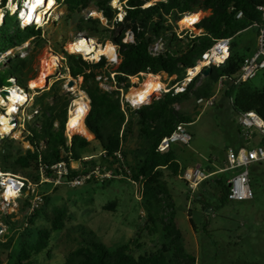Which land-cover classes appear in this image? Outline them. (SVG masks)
<instances>
[{"label":"rangeland","instance_id":"1","mask_svg":"<svg viewBox=\"0 0 264 264\" xmlns=\"http://www.w3.org/2000/svg\"><path fill=\"white\" fill-rule=\"evenodd\" d=\"M113 1H110L112 7ZM149 1L156 0L147 2ZM89 3V7L70 13L65 4H60L55 10L58 21L45 27L44 38L40 34L32 36L26 47H15L13 55L7 61L0 62L1 83L8 84L7 80L14 76L22 85H26L28 81L30 86V82L38 79L45 62L52 54L64 57L66 52L95 62L92 56L85 57L67 49L68 44L76 37H85V31L78 32L74 29L75 24L81 19L97 18L94 13L97 10L92 6V0H89ZM122 4L119 0L115 2L117 9L122 7ZM187 4L190 10L186 13L198 14V21L211 13L210 9H204V0H187ZM90 12L95 16L92 17ZM181 15L184 14L177 9V18ZM176 19L171 18L168 21L172 30L179 27L178 22L181 26H192L183 24V19ZM98 23L100 29L94 34V38H89L100 45L106 42L114 44L112 39L102 43L98 41V38H105L102 31L106 29V21L99 19ZM15 25V16L6 15L1 28L12 32ZM256 30L255 26L250 25L232 37L231 60L241 59V62L244 57L255 51ZM194 32L200 33L201 30ZM111 34L105 33L107 37ZM131 37L130 31L127 30L122 41H130ZM188 38L190 36H183L175 48L166 46V50L174 53L175 50L182 49ZM22 51L27 52L23 58L19 56ZM17 58L23 59V63L13 64ZM110 59L108 57L106 60ZM66 66L67 59L61 60L50 76V85H46L36 96L50 107L54 100H58L60 104L67 102L68 108L72 99H75V95L69 93L66 88L68 80H73L74 85L81 88L82 81H79L78 77H68ZM115 67L116 63L99 67L95 78H98V84L102 83L101 88L107 90L112 99L118 100L115 86H125L126 81L118 80L115 76V85L109 78L108 73L115 70ZM148 74L141 76L137 88L124 91L128 95L137 93L149 79ZM156 75H160L166 86L173 84L172 81L180 76L177 72ZM189 85L182 94L180 93L178 99L170 104L179 115L192 120L183 122L186 132L190 135L189 143H174L168 150L176 156V170L173 167H159V175L150 183L146 182L145 176L133 179L132 176L128 178L123 175L102 182L90 181L73 188L67 185L54 188L48 184L41 185L40 189L49 193L45 195L44 204L38 209L28 228L22 227V210L9 217L4 211H0V225H4L6 229L0 236V264H15L20 249L34 243L41 229L49 230V244L43 251L30 257L32 264H66L71 253L81 244L82 238H92L104 244L110 253L122 245H127L136 257L160 250L171 264H180L184 260L183 255L188 254L194 257V264H264V162H256L249 167L253 198L248 200H221L222 186L218 180L227 186V179L233 173L229 170L204 179L193 194L188 192L185 182L179 178L182 170L188 167H200L207 171L214 170L215 166L225 167V154L229 148L237 149L247 141L250 144L257 142V139L246 137L239 132L238 114L232 108L228 95L231 85L215 79L212 66L204 68ZM257 91H264V69L259 70L245 83L235 85L232 88V97L239 92ZM200 96H214L213 104L202 108L196 104ZM162 97L163 94L154 96L148 104L140 108L146 109ZM134 110L132 107L126 108L119 150L123 163L131 174L141 165L151 141V138L141 131ZM59 123L60 120L56 119L54 127ZM84 138L89 144L82 155H94L86 165L107 163V158L99 154L98 140L88 132ZM10 147L9 150L15 148L16 144ZM76 164H79V161ZM120 172L123 174V171ZM16 173L28 175L32 174V170L28 167ZM58 212L63 213V227L52 230L51 221ZM170 218L180 232L179 240L175 237L176 233L169 229ZM11 220H14V224L9 223Z\"/></svg>","mask_w":264,"mask_h":264},{"label":"trees","instance_id":"2","mask_svg":"<svg viewBox=\"0 0 264 264\" xmlns=\"http://www.w3.org/2000/svg\"><path fill=\"white\" fill-rule=\"evenodd\" d=\"M111 0H92V6L100 11L106 19V29L102 33L105 38H98L99 42L111 40L114 42L117 50L118 63L114 72L118 80L124 79L126 75H133L138 72L152 74H167L173 72L179 73V78L173 80L172 83L179 81L184 75L186 68L194 66L199 59L201 53L207 49L214 39L219 37H233L238 32L244 30L253 23L260 21V14L256 10L259 0H204V9H210L211 13L203 17L196 25L197 29H201L199 34L188 38V42L182 49L175 50L174 53L165 51L163 54L151 56L148 52L150 43L158 38L165 41L166 46L175 48L181 38H178L172 26L168 21L176 19V11L179 9L184 15L176 19L181 20L191 14L189 11L187 0H160L151 3L148 0H119L124 1L123 19H116L117 9L110 5ZM147 5L150 4V5ZM68 12H74L77 9L89 7V0H63ZM145 4V7L142 5ZM230 6L234 10H230ZM242 12L240 18H236L237 11ZM194 13V12H193ZM197 13V12H195ZM98 18L81 19L75 24L74 29L78 32L85 31L86 37H95L94 34L100 29ZM2 26V25H1ZM0 26V50L21 43L31 36H39L40 30L26 27L24 29L15 28L14 31L8 32ZM129 30L133 34V41L123 42L125 32ZM106 32L112 34L108 37ZM114 46V47H115ZM232 47V42H231ZM67 59L68 73L72 78L82 76L81 89L85 91L89 100L90 108L84 118L86 129L91 133L100 145L101 155L106 157L109 162L117 163L118 158L115 153L120 150L124 113L120 110L118 100L111 98L106 90L99 87L95 77L97 69L107 63L106 57L101 56L99 61L90 62L83 59L80 55L69 54L64 52ZM229 58L219 66H213L214 77L219 79L222 77L224 83H230L229 99L232 100L231 105L234 111L239 112H255L264 120V91L254 93L239 92L232 97V88L245 82L234 84L233 76L238 71L241 59L231 60ZM97 60V59H96ZM23 63V59L17 58L13 64ZM112 63H108L110 65ZM11 67V66H10ZM248 81V80H247ZM17 82L19 80L17 79ZM21 84V83H20ZM3 85L0 81V86ZM190 86V85H189ZM187 86L185 89H187ZM184 92V91H183ZM173 91L163 94L160 101H156L152 106L143 109H135L134 112L138 116V123L141 131L151 138L148 145V153L144 157L141 165L131 174L133 179L145 176L146 182H153L159 175L157 169L159 167H173L177 169V161L174 152L166 151L159 153L155 151V147L164 135L169 134L179 122H191L187 118L179 115L170 106L173 101L178 99L180 93ZM36 102L40 104L41 117L40 121L43 126L48 128L49 140L47 142L48 152L44 156V160L48 163L55 162L59 159H65V153L68 151L72 154V159L78 160L83 155L82 152L87 148L89 141L79 135L72 137L71 145H66L64 136V125L67 122V102L60 104L58 100H54L52 106H48L46 102L36 97ZM61 112V114H60ZM58 119L60 123L54 127V121ZM86 129L81 126L71 131H80L86 136ZM16 143L12 140L5 139L2 143L3 152L0 154V167L5 171L16 173L30 168L34 163L36 152L23 153L21 148L16 144L15 148L9 150ZM9 147V148H8ZM109 158L112 160L110 161ZM126 172L123 171V175ZM32 177V174H28ZM218 183L221 188V200L227 201V186ZM45 200V198H44ZM44 204V203H43ZM40 209V208H38ZM38 209L28 219L29 225L33 222ZM7 217H9L7 215ZM63 213L58 212L51 221V229L58 230L63 227ZM14 224V220L9 221ZM169 229L175 232L177 240L180 238V232L175 228L172 218L169 221ZM49 244V230L41 229L38 231L37 239L34 243L27 244L20 249L15 264H32L30 257L43 251ZM180 250L182 248L179 247ZM180 264H194L195 259L192 255H183ZM66 264H171L164 253L160 250L134 256L127 245L118 247L113 253H110L106 246L92 238H82L81 244L71 253Z\"/></svg>","mask_w":264,"mask_h":264},{"label":"built area","instance_id":"3","mask_svg":"<svg viewBox=\"0 0 264 264\" xmlns=\"http://www.w3.org/2000/svg\"><path fill=\"white\" fill-rule=\"evenodd\" d=\"M156 1H152V3ZM259 1L256 10L260 14V21L252 24L257 29L256 49L241 62L238 71L233 76L232 81L234 84L250 80L259 70L264 69V0ZM47 2L48 0H11V3H9V0H0V26L4 24L6 15L15 16L16 25L13 29L17 27L20 29L30 27L34 30H40V36L44 38L45 27L53 25L58 21V15L55 10L58 9L60 4H63V0H54V4L51 8L44 9V5ZM122 2L124 4V1ZM111 3L112 2H110V5ZM123 4L119 9H117V6H113V8L117 9L116 19L119 21L123 19ZM145 6V4L142 5V7ZM230 10H234V7L230 6ZM99 13L101 17L97 18L106 21L102 13L100 11ZM241 16L242 12L240 10L237 11L235 17L240 18ZM201 19L202 17L200 20ZM200 20L191 27L181 26L178 23L179 27L173 31L178 38H182L185 35L194 37L195 34H199V32L195 33L194 31L198 30L196 25ZM130 34L132 36L131 40L126 42L133 41V34L131 32ZM80 36L81 35L78 37ZM31 37H28L20 44H15L5 50H0V62L7 61L8 58L13 55L12 52L15 47H26ZM231 42V37H219L214 39L211 45L201 53L195 65L186 68L182 78L170 86H166L160 78V75L153 74V76H158L157 80L160 82L161 86L154 91L152 97L170 91H173V93L183 92L192 79L204 68L210 66L217 67L229 58L231 54ZM115 51L116 54L114 58L106 60L107 63L105 65H108V63H118L116 46ZM165 51H167L166 43L161 38L156 39L148 46V52L151 56L163 54ZM26 53V51H22L19 56L23 58ZM50 56L54 57V54ZM55 56L59 57V64L61 60H66L65 57L59 55ZM101 56L102 55H100L96 61H99ZM103 56H105L106 59L108 58L106 55ZM57 65L52 67L51 74L54 72ZM197 66H200L198 70H196ZM66 70L68 72L67 66ZM51 74L47 76V86L51 83ZM143 74L148 73L138 72L133 75H126L124 77L126 85L115 86L118 92L117 98L120 110L124 114L126 113L127 107L140 108L149 103L133 105L132 101L128 98L127 92L124 91L136 88L140 84V78ZM108 75L116 85V72H109ZM68 77H70L69 73ZM78 78L79 81H82V76H78ZM95 79L98 81V78ZM7 81L9 82L8 84L0 86V154L4 151L2 148L3 140L8 139L18 144L23 153L36 152V157L33 162L34 164L30 167L32 170V177L5 171L0 167V211H4V214L10 216L18 210H22V227H27L29 225L28 219L43 205L44 197L49 193L48 191L41 190V185L48 184L51 185V188L59 185H67L73 188L82 186L90 181L102 182L112 178L122 177L123 174H121L120 171L126 172L125 176L128 178L131 176V172L125 167L119 151H117L115 155L118 158L120 166H118L117 163H112L111 158H109L111 161L110 164L107 162L87 166L86 162L92 159L94 155L82 156L80 159L74 160L69 151L65 153L68 158L67 160L59 159L51 163L46 162L44 156H46L48 152L47 142L49 140V133L48 128L43 126L40 121L41 108L35 98L45 86L43 88H30L27 84L28 81L26 85H22L17 82V78L14 76H10V79ZM219 82H222V77L219 78ZM98 85L102 87L101 82H99ZM66 88L69 93L75 95V99H72L68 105L67 118L70 110L74 109L75 100H81L84 109L81 124L86 129L84 118L89 111L90 100L85 91L81 88H77L74 82L70 88H68V86H66ZM9 94L13 96V98L10 99L8 96ZM213 102L214 96H200L196 100V104L200 105L202 108L212 105ZM230 102H232L231 99ZM237 114L239 132L246 137L257 139V142L250 144L247 141L245 145L237 149L229 148L225 154V167L215 166V169L212 171H207L200 167H188L183 169L179 178L185 182L190 194L196 191L200 182L212 174L220 175L225 170H229L233 173L227 179V184H229L227 185V199L240 201L253 198V192L250 188L249 167L253 163L264 162V120L255 112H239ZM74 135L85 137L80 133L69 135L66 130L65 122L64 136L68 147H70ZM189 141L190 135L186 132L184 123L179 122L169 134L160 138L155 147V151L163 153L168 151L174 143L187 145ZM99 154L101 155V152ZM78 161L79 164H76ZM5 232V226L0 225V236Z\"/></svg>","mask_w":264,"mask_h":264},{"label":"bare ground","instance_id":"4","mask_svg":"<svg viewBox=\"0 0 264 264\" xmlns=\"http://www.w3.org/2000/svg\"><path fill=\"white\" fill-rule=\"evenodd\" d=\"M115 2L116 0L113 1L114 6H115ZM53 4H54V0H48V2L44 5V9L51 8ZM94 13L97 14L96 17H101L98 11H95ZM94 13H91L92 17L95 16ZM198 17H199L198 14L193 13L185 17L182 20V23L185 25H193L196 22H198ZM67 49L71 53H78V54L80 53V54H83L85 57L92 56L93 60L98 59L100 55H106L109 58H114L116 54L114 44L109 43V42H106L101 45L96 44L89 37L86 38L84 36H80L76 38L75 40L71 41L68 44ZM58 60H59L58 56L57 57L55 55L54 57L50 56V59L47 62H45L43 71L39 74L38 79L35 80L34 82H30V87L31 88H43L44 86H46L47 76L51 74L52 67L58 64ZM199 67L200 66H197L196 70H198ZM148 75L147 76L149 77V79L142 85L143 87L137 93L128 95V98L132 101L133 105H137V104L142 105V104L148 103L151 100L152 94L154 93V91L157 90L159 86H161L160 82L157 80L158 76H153L152 74H148ZM8 96L10 99L13 98V96H11L10 94ZM83 115H84V109H83L82 101L75 100L74 109L70 110L68 118H67V122H66V130L69 135L79 133L77 131H71V130L82 126L81 120L83 118Z\"/></svg>","mask_w":264,"mask_h":264},{"label":"water","instance_id":"5","mask_svg":"<svg viewBox=\"0 0 264 264\" xmlns=\"http://www.w3.org/2000/svg\"><path fill=\"white\" fill-rule=\"evenodd\" d=\"M85 37H86V36H85ZM86 38H88V37H86ZM67 85H68V86L73 85V80H68ZM227 185H229V184H227Z\"/></svg>","mask_w":264,"mask_h":264},{"label":"crops","instance_id":"6","mask_svg":"<svg viewBox=\"0 0 264 264\" xmlns=\"http://www.w3.org/2000/svg\"><path fill=\"white\" fill-rule=\"evenodd\" d=\"M251 53H252V52H251ZM249 55H250V54H249ZM249 55H247V56H249ZM247 56H246V57H247ZM244 58H245V57H244ZM244 58H243V59H244ZM86 131L89 133V131H88L87 129H86ZM90 134H91V133H90Z\"/></svg>","mask_w":264,"mask_h":264},{"label":"clouds","instance_id":"7","mask_svg":"<svg viewBox=\"0 0 264 264\" xmlns=\"http://www.w3.org/2000/svg\"><path fill=\"white\" fill-rule=\"evenodd\" d=\"M9 3H11V0H9Z\"/></svg>","mask_w":264,"mask_h":264}]
</instances>
